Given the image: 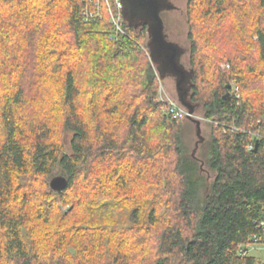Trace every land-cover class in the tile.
Masks as SVG:
<instances>
[{"label":"trees","instance_id":"obj_1","mask_svg":"<svg viewBox=\"0 0 264 264\" xmlns=\"http://www.w3.org/2000/svg\"><path fill=\"white\" fill-rule=\"evenodd\" d=\"M85 5L0 0V264H258L242 250L264 242V0H189V98L213 127L195 153L158 100L148 25L118 34ZM125 196L153 202L147 225L99 245L93 216Z\"/></svg>","mask_w":264,"mask_h":264},{"label":"rangeland","instance_id":"obj_2","mask_svg":"<svg viewBox=\"0 0 264 264\" xmlns=\"http://www.w3.org/2000/svg\"><path fill=\"white\" fill-rule=\"evenodd\" d=\"M177 8L174 10H168L165 11L162 16L165 22V32L167 34V37L175 42H178L180 45H182L185 48V53L182 57V62L186 66V68L191 69V63H190V52H191V42L189 40V0H171ZM254 3L257 2V0H252ZM243 3V2H242ZM251 4V3H250ZM243 8H246L251 12V9L244 4L242 6ZM242 8V9H243ZM243 9V10H246ZM257 11V8H255ZM201 10V7L200 9ZM198 10V11H199ZM202 11V10H201ZM253 12V10H252ZM264 13V11H263ZM196 14V13H195ZM198 14V12H197ZM243 34L242 32H240ZM223 38V37H222ZM224 39V38H223ZM22 42L19 40L18 44L20 45ZM220 43V42H219ZM228 43V42H227ZM230 45V43H229ZM221 46L224 47L223 50H226L227 46L224 41L221 42ZM231 48L233 50H237V47L233 44L231 45ZM5 58L4 53L1 52L0 61ZM226 61H222L220 63V66L223 68L226 66ZM162 88V90H161ZM167 98H171L176 100L177 97V90H176V81L175 78L171 75H168L164 77V79H160V86H159V94H158V100L162 103H165ZM195 116L201 119L202 121V135L208 138L211 133L213 127L211 126L210 122H208V119H206L202 113L201 110H198L195 112ZM187 118H184V125L188 126V130L186 133V143L188 146L189 152L193 150L195 147V143L197 140L195 128L193 125H190L187 121ZM71 132H67L64 135V139L66 142V148L67 150H70V141H71ZM199 154V153H198ZM207 173H212L209 169L205 168ZM61 175L59 173H55L52 177ZM50 178V180L52 179ZM49 180V184H50ZM129 184L130 191H134L133 188H136V198H138L140 201H143L145 198V195H141V183L139 182L137 176H134V181H131ZM125 194V193H123ZM123 196V195H122ZM133 199L129 200L127 196L119 198V201L113 200V201H106L103 205V207L100 209V212L98 214H95L93 218L95 219L94 227H100L103 230H100V233L95 234L96 232L92 231V235L96 236L99 242V245H102L106 242V236L108 237L109 233L107 231H113L116 229H124L127 232L126 241L133 245V239L131 238V230L134 231V229L138 227H144L148 223V218L151 212V208L153 207V202L148 200L149 205H143V209L139 212L137 209L139 208V200ZM119 202V203H116ZM68 207L63 206L62 211H67ZM164 211V209H163ZM96 220H99V223L96 222ZM106 230V231H105ZM130 235V236H129ZM88 236V233L86 234V237ZM125 238V237H124ZM129 246H126L124 249H129ZM98 249H102V246ZM249 255L254 256L258 258L259 261H263L264 259V246L261 245H248ZM100 255V254H98ZM97 256V255H96ZM94 255L92 258V261L95 262H101L102 258H96Z\"/></svg>","mask_w":264,"mask_h":264},{"label":"water","instance_id":"obj_3","mask_svg":"<svg viewBox=\"0 0 264 264\" xmlns=\"http://www.w3.org/2000/svg\"><path fill=\"white\" fill-rule=\"evenodd\" d=\"M125 20L139 25L147 24L149 31V51L151 60L158 64L157 70L161 79L171 75L176 81L177 97L179 102L188 110V119L196 124L198 140L194 153L199 143L204 140L202 135V121L194 116L196 104L190 100V90L194 71L186 68L182 62L185 48L178 42L172 41L165 32V22L162 16L164 10H174L177 6L171 0H123ZM224 99L230 96L231 83H227ZM256 142L255 149H257ZM68 185V180L63 175L54 176L50 181L53 190L62 191Z\"/></svg>","mask_w":264,"mask_h":264},{"label":"built area","instance_id":"obj_4","mask_svg":"<svg viewBox=\"0 0 264 264\" xmlns=\"http://www.w3.org/2000/svg\"><path fill=\"white\" fill-rule=\"evenodd\" d=\"M86 5L83 11L86 20L92 18H102L105 13H107L110 17L112 24L115 27V30L118 34L126 33L125 29V15H124V2L123 0H85ZM232 92L239 93V86L236 84L232 85ZM162 90V88H161ZM165 104L167 105V111L174 118H187L189 112L188 110L177 100L167 98ZM195 116V113H194ZM252 147V146H250ZM262 229L264 231V222L261 223ZM259 236L255 234L253 236V241L250 245H261L264 246V242L259 240ZM264 239V238H262ZM242 253L249 254L247 247H243ZM264 264V259L262 263Z\"/></svg>","mask_w":264,"mask_h":264},{"label":"bare ground","instance_id":"obj_5","mask_svg":"<svg viewBox=\"0 0 264 264\" xmlns=\"http://www.w3.org/2000/svg\"><path fill=\"white\" fill-rule=\"evenodd\" d=\"M248 251H249V250H248ZM262 262H263V261H259L258 264H259V263H262Z\"/></svg>","mask_w":264,"mask_h":264},{"label":"flooded vegetation","instance_id":"obj_6","mask_svg":"<svg viewBox=\"0 0 264 264\" xmlns=\"http://www.w3.org/2000/svg\"><path fill=\"white\" fill-rule=\"evenodd\" d=\"M165 11H168V10H164V11L162 12V14H163Z\"/></svg>","mask_w":264,"mask_h":264}]
</instances>
